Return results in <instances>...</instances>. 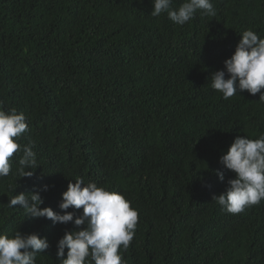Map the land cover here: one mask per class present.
I'll list each match as a JSON object with an SVG mask.
<instances>
[{
	"label": "trees",
	"instance_id": "trees-1",
	"mask_svg": "<svg viewBox=\"0 0 264 264\" xmlns=\"http://www.w3.org/2000/svg\"><path fill=\"white\" fill-rule=\"evenodd\" d=\"M211 2L215 17L179 25L151 16L152 0H0V109L25 114L18 143L35 142L39 165L0 178V234L46 237L36 264H61L58 240L82 209L54 224L7 203L39 191L41 207L60 212L76 178L137 210L123 264H264V200L237 214L212 200L235 175L221 155L238 135L264 134V102L211 87L243 31L264 38V0Z\"/></svg>",
	"mask_w": 264,
	"mask_h": 264
},
{
	"label": "clouds",
	"instance_id": "clouds-1",
	"mask_svg": "<svg viewBox=\"0 0 264 264\" xmlns=\"http://www.w3.org/2000/svg\"><path fill=\"white\" fill-rule=\"evenodd\" d=\"M152 4L151 16L167 13L179 25L190 21L197 11L201 16H216L211 0H183L178 9L171 7L172 0H152ZM241 36L235 52L225 60L224 69L211 73V87L222 93L225 100L237 91L247 90L251 95L259 93V100L264 102V38L251 29L243 31ZM27 131L24 113H18L15 108L0 109V178L10 174L18 178L32 177L33 169L39 167L33 151L35 142L18 143ZM17 152L22 155L12 172L10 158ZM220 164L235 174L227 180L226 190L212 197L225 211L237 214L264 200V134L257 139L238 135L221 155ZM217 174L224 181L225 172L217 170ZM48 187L44 185L43 190ZM43 203L37 191L16 194L7 204L8 207L19 205L28 218H47L54 224L73 222L75 213L68 211L70 207L82 209V214L74 220L77 228L66 231L58 240L56 257L61 264H123L121 252L128 249L133 239L138 212L122 194L76 178L70 179L67 190L62 193L60 212L50 206L41 207ZM49 246L48 239L36 232L0 234V264H36L37 254L45 253Z\"/></svg>",
	"mask_w": 264,
	"mask_h": 264
},
{
	"label": "bare ground",
	"instance_id": "bare-ground-1",
	"mask_svg": "<svg viewBox=\"0 0 264 264\" xmlns=\"http://www.w3.org/2000/svg\"><path fill=\"white\" fill-rule=\"evenodd\" d=\"M137 50V49H136Z\"/></svg>",
	"mask_w": 264,
	"mask_h": 264
}]
</instances>
